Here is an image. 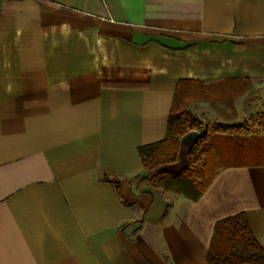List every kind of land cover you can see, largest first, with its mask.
<instances>
[{
    "label": "crops",
    "instance_id": "obj_1",
    "mask_svg": "<svg viewBox=\"0 0 264 264\" xmlns=\"http://www.w3.org/2000/svg\"><path fill=\"white\" fill-rule=\"evenodd\" d=\"M176 93L208 128L264 122V0H0V264H207L237 214L264 250V164L195 201L149 179Z\"/></svg>",
    "mask_w": 264,
    "mask_h": 264
},
{
    "label": "trees",
    "instance_id": "obj_2",
    "mask_svg": "<svg viewBox=\"0 0 264 264\" xmlns=\"http://www.w3.org/2000/svg\"><path fill=\"white\" fill-rule=\"evenodd\" d=\"M186 103L176 93L164 140L137 150L144 169L152 173L149 177L152 184L195 201L222 167L264 164V137L238 140L217 132H200L199 122L185 110ZM193 130H198L199 135L190 154L199 149L197 156L202 163L188 164L177 172L163 169L177 161L181 139ZM106 181L114 184L119 194L118 182ZM206 261L207 264H264V250L253 238L244 214L215 223Z\"/></svg>",
    "mask_w": 264,
    "mask_h": 264
},
{
    "label": "rangeland",
    "instance_id": "obj_3",
    "mask_svg": "<svg viewBox=\"0 0 264 264\" xmlns=\"http://www.w3.org/2000/svg\"><path fill=\"white\" fill-rule=\"evenodd\" d=\"M186 112L189 113L187 110H186ZM191 116L193 118H195L193 115H191ZM195 119L200 124V128H199V131L200 132H203L205 130L209 131L210 134H213L214 132H217L219 134L231 135L233 138L238 139V140H244V139H247L248 140V139H252L254 137L261 136L262 135V132H264L263 131L264 128L262 126H258L259 124H262L264 126V122L262 121L261 118H260L261 119L260 122L255 121V125H256V123H259L258 125H256V126L253 125L252 127L250 126L251 127V130L245 129L246 124H241L240 125L241 127L234 126L232 128H228V129H222V128H219V126H216V125L213 128H210V127L208 128L207 127L208 125L204 121L200 120L199 118L198 119L195 118ZM198 150L199 149H194L193 152L196 153V152H198ZM195 156L196 157H194L193 159H190V160L188 159L187 163L188 162H189L188 164L198 163L200 161V158L197 155H195ZM192 160H193V162H191ZM188 164H186V165H188ZM171 166H173V167L168 168V169H171V171H174V169L176 168L174 166H176V165L173 164Z\"/></svg>",
    "mask_w": 264,
    "mask_h": 264
},
{
    "label": "water",
    "instance_id": "obj_4",
    "mask_svg": "<svg viewBox=\"0 0 264 264\" xmlns=\"http://www.w3.org/2000/svg\"><path fill=\"white\" fill-rule=\"evenodd\" d=\"M190 136H191V137H192V136H193V137H195L194 139L196 140V139H197V137H198V134H197V133H195V132H193V133H191V134H190Z\"/></svg>",
    "mask_w": 264,
    "mask_h": 264
}]
</instances>
